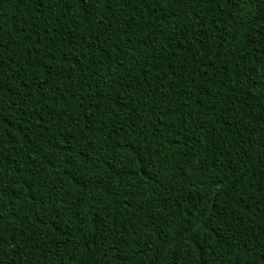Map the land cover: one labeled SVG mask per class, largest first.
I'll return each mask as SVG.
<instances>
[{
    "label": "trees",
    "instance_id": "1",
    "mask_svg": "<svg viewBox=\"0 0 264 264\" xmlns=\"http://www.w3.org/2000/svg\"><path fill=\"white\" fill-rule=\"evenodd\" d=\"M0 264H264V0H0Z\"/></svg>",
    "mask_w": 264,
    "mask_h": 264
}]
</instances>
